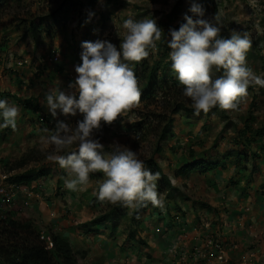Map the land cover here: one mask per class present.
<instances>
[{"label": "rangeland", "instance_id": "1", "mask_svg": "<svg viewBox=\"0 0 264 264\" xmlns=\"http://www.w3.org/2000/svg\"><path fill=\"white\" fill-rule=\"evenodd\" d=\"M198 2L202 3L206 9V18L212 20L213 17H219L223 37L229 38L233 31L249 34L252 47L247 53V64L257 75H264V0H198ZM73 3H76V6L72 5ZM189 3L190 0H96L94 3H91V0L3 1L0 7V49H8L9 53L0 57L2 61H0V67L5 68L16 60L21 61L24 66L31 70L32 77H36L34 73L38 65H52V60L49 57L47 58V55L49 51L58 49L63 53V67L65 66V69H63L65 73L59 72L62 75L61 78L59 76V79L60 83L65 86V90H68V83L75 78L74 66L80 63L79 51L82 42H94L98 39L108 40L119 48V44L123 39L124 29L122 25L124 20L130 17L135 20L154 18L158 27L163 31L162 38L157 42V50L155 52L150 51L149 57L140 63L146 62L149 67H158L156 82L158 85L171 87L173 81H178L175 73L171 70L170 49L167 46L170 39L168 32L169 29L178 30L184 22L182 17L187 12ZM65 6L66 12H64ZM89 12H93L95 15L90 22H86L88 21ZM51 13L57 14L60 23H65L64 30L61 33L54 34L51 29L49 37L41 32L40 46L34 49V43L30 39L24 38L25 30L33 19L45 17ZM60 30L61 27H58L57 31L60 32ZM40 55L44 56L40 57ZM54 64L55 69L62 65V63L60 65ZM41 70L39 68V71ZM216 75L220 74L217 73ZM40 80L44 81L43 78ZM35 83L41 85L43 82L36 80ZM138 87L143 92L146 89L145 82L140 81ZM49 88V85H47L46 89ZM51 90L45 91L49 93L48 91ZM180 101L192 109L191 101L188 98L183 96ZM215 108L216 110L211 109L206 114L202 112L200 119L192 118L189 123L190 126L184 123L186 122L183 118L184 114H176L174 116V122L176 121L174 124L175 136H173L175 138L172 141L162 143L163 152L160 154L155 151L163 124L160 123V119L155 120V117L171 118L172 109V105L169 106L167 101L163 102L160 96L156 100L152 98L140 101L138 106L121 114L111 125L103 126L97 136L101 143L105 145V153L111 151L109 147L111 144L118 142L136 151L145 163L155 161L166 175L171 176L178 191L174 199L168 202L165 195H160L164 200L166 211L174 209L180 211V213L190 214V211L181 209L186 201L197 203V205L198 203L208 204L210 201L220 203L223 196L225 203H232L230 198L235 190L232 180L241 182L239 188H244L245 194L251 193L252 198L257 195L264 198V140L252 145L251 149H246L242 146L244 140L241 136L245 121L250 117V129L256 130L264 127V88L250 86L247 95L241 98L239 107L235 111ZM38 112L43 115L48 114L47 109H38ZM80 118L71 119L77 120ZM146 120L147 125L140 130L142 132L140 137L132 134L131 131L128 132L129 129H132L131 126H138ZM37 121L38 118L36 120L35 116L32 121L26 120L18 124L15 130L12 129L11 140L4 142V145L0 144V173L12 177L48 167L51 171L49 178L52 176L50 183H47L49 188L55 183L58 184L62 177L66 179L67 172L58 167L55 162L46 158L43 161L31 163L23 169L10 171L12 164L29 151V149H26L27 145H31L32 149L46 153V155L51 151L44 139L49 134L44 130L50 129L43 128ZM28 133L27 140L30 143L28 141L24 143L23 137L27 136ZM72 149L75 150V147L73 146ZM188 149L209 156L214 160H223V155L225 157L226 153L233 150L240 151L243 161L240 160L237 165H233L234 159L229 158L226 160L229 162V167L227 173L223 174L226 178L225 182L220 185V189H215V183H212L211 177H207L209 174L201 177L192 175L187 178H174L172 176L176 163L181 162V159L188 155ZM101 174H97V172L90 173L89 182L81 189L83 198L67 201L68 204L59 201V204L65 207L63 211H67V216L71 214L75 216L76 212L80 214L83 211V200L86 204L91 205L85 206L84 211L92 221L111 209L114 204L97 199L99 186L104 180V175ZM52 189L58 193L55 185ZM20 202V197H17L13 205L3 207L0 210L2 211L0 216L10 215L12 219H28L33 223L38 222V226L43 232H50L51 228L47 225L48 221L46 219L41 221V218L37 216L39 213L32 214L33 211L30 208H22ZM154 209L150 208L148 213L141 217V224H132L130 217L133 209L128 208L127 216L119 220V228L113 235V240L119 241V238H121L132 242L133 238L134 241L138 242V248L136 249L140 250L142 247H148L147 243L150 235L146 232H150L152 236L157 238L158 234H155L154 230L160 225L165 226L170 217L167 213H164V210L160 212L158 211L160 208L154 207ZM40 214L43 216L42 212ZM67 218L69 219V217ZM218 224L215 223L214 227ZM133 233L134 235H130ZM202 237H207V234L203 233ZM174 240L171 243L172 251H175ZM124 244L128 243L124 242ZM77 258L78 261L81 260L80 256Z\"/></svg>", "mask_w": 264, "mask_h": 264}, {"label": "clouds", "instance_id": "2", "mask_svg": "<svg viewBox=\"0 0 264 264\" xmlns=\"http://www.w3.org/2000/svg\"><path fill=\"white\" fill-rule=\"evenodd\" d=\"M94 15L89 12L86 22ZM182 19L184 22L178 30L169 29L167 46L171 70L183 87V96L191 101L193 115L206 114L215 107L235 111L250 86L264 88V75H257L247 64V53L252 47L248 33L233 31L229 38L223 37L219 17L206 18V9L198 0H190ZM122 27L119 48L108 40L82 42L80 63L74 66V80L68 83L67 91L56 88L46 94V107L51 116L37 111L36 120L38 118L42 126L48 117L50 119V130H44L49 133L44 139L51 148L46 159L66 170L64 183L68 190L77 191L86 185L90 173H103L98 200L133 210L150 203L151 207L163 210L164 200L157 191L159 173L148 169L136 151L118 142L111 144V151L105 153V145L97 136L103 126L111 125L121 114L138 106L141 90L135 64L148 58L150 51L157 50V42L163 34L154 18L135 20L130 17L124 20ZM48 55L54 65L60 63V51L52 50ZM19 63L22 65L18 66ZM41 65L34 74L43 72L39 71L43 68ZM19 67H24L23 62L17 61L8 69ZM19 115L18 106L0 99V129L15 130ZM76 117L81 118L71 119ZM131 128L128 132L138 135L137 128ZM73 146L75 150L69 151ZM49 176L26 185L44 180L47 186L52 180ZM199 225L205 231L211 227L205 217ZM40 233L49 235V232ZM215 234L207 233V236Z\"/></svg>", "mask_w": 264, "mask_h": 264}, {"label": "crops", "instance_id": "3", "mask_svg": "<svg viewBox=\"0 0 264 264\" xmlns=\"http://www.w3.org/2000/svg\"><path fill=\"white\" fill-rule=\"evenodd\" d=\"M37 47H34V49H37ZM6 53H9L8 49H0V57H3ZM42 56L44 55H40V57ZM62 59L63 56L60 63H58V65L61 63L62 65L56 69L53 64H50L51 67L50 65L39 64L45 68L43 67L41 70L43 72H39L36 77H32L31 70L26 66L16 68V70L8 69L17 60L13 63L11 62L5 68L0 67V99L6 100L9 105L19 107L20 115L17 118V126L26 120L32 121L38 109H47L45 97L48 93L45 90L56 88L65 90V86L60 83L59 79V76L60 78L62 77L59 72L65 73ZM41 78L44 81L40 80ZM36 80L43 83L37 85L38 83H35ZM47 85H49V89H46ZM29 99L33 103L27 109H23L18 103V101ZM191 120L185 119L186 122L184 123L190 126ZM175 122L173 123L172 138L168 141H172L175 138L173 137L175 136ZM12 135L13 131L11 128L0 129V144L4 145V142L10 141ZM28 136L29 133L23 137L24 143L27 141L30 143L27 140ZM26 149H32L31 145H27ZM202 157H205V155H202ZM222 158H224V155ZM228 159L226 157L223 160L218 159L225 164L226 168L207 176L211 177L212 183H215V189H220V185L225 182L226 178L223 174L227 173L229 162L226 160ZM184 160L181 159V161ZM178 164L177 162L175 171L179 168ZM233 165L235 164L233 163ZM199 176L201 177L202 175ZM64 178L62 177L58 184H54L59 194L52 189L54 185H51V187L46 188L43 201L32 203L30 209L33 211L32 214L39 213L37 216L41 218V221H45L44 219L48 221L47 225L50 226L51 233L60 235L70 243L77 257L80 256L81 260H79V263L81 264H218L214 260L189 258L194 249L200 246V239L203 233H219L225 241L228 252L223 264H264V198L260 195L252 198L251 193L245 194L244 188H239L241 182L234 187V193H232L230 198L232 203H225L223 196L220 203L210 201L208 204L198 203L197 205V203L186 201L181 209L190 211V214L180 213V211L174 209L170 211L163 209L164 213L170 216L168 223L165 226L160 225L154 230V233L158 234L157 238L152 236L150 232H146V234L150 235L147 243L148 247H142L139 250L136 249L138 248V242L134 241L133 238L132 242L121 238H119V241L113 240V235L119 226L112 229V226L108 223L96 224L95 220L92 221L85 214L86 211H84L85 206L91 205L86 204L84 200L82 201L83 211L80 214L76 212L75 216L74 214L67 216V211H63L65 207L61 206L62 204H59V201L66 203L67 201L83 198V196L82 187L77 191L68 190L65 187ZM176 194L172 198L166 199L167 202L174 199ZM151 209L155 210L153 206ZM39 210H42L40 212L43 213V216H41ZM163 210L160 209L158 211L161 212ZM52 213L54 217L50 216ZM203 217L207 218L211 223V227L206 230L207 232L201 229L199 225ZM215 223H219L218 226L214 227ZM33 224L38 228L39 232H43L39 228L38 222ZM46 233L48 232L46 231ZM173 240L176 246V253L171 250ZM124 242L128 244H124ZM136 260L138 261L136 262Z\"/></svg>", "mask_w": 264, "mask_h": 264}, {"label": "trees", "instance_id": "4", "mask_svg": "<svg viewBox=\"0 0 264 264\" xmlns=\"http://www.w3.org/2000/svg\"><path fill=\"white\" fill-rule=\"evenodd\" d=\"M3 1L8 2V0H0V7ZM95 1L96 0H91V3H94ZM72 5L76 6V3H73ZM64 10V12H66V6ZM64 26L65 23L59 22V18L56 13H51L45 17H37L28 24L25 30L24 38L30 39L34 43V46L37 47L41 41V32L45 33L46 36L49 37L51 29L54 34H58L64 30ZM58 27H61L60 32L57 31ZM158 70V67H149L146 62H139L138 64H135L134 67V71L138 79V86L140 81H144L146 85V89L141 92L140 101L152 98L156 100L157 97L160 96L163 102L167 101L169 102V106L172 105L171 118L161 116L155 117V120L160 119V123L163 124V128L158 136V145L155 151L157 154H160L163 152L162 143L172 138L174 116L176 114H184V118L186 120H191L192 118L200 119L202 114L195 116L193 115V109L182 104V101L180 100L183 97V87H181L179 82L173 81L171 87L158 85L156 82ZM171 90L173 91L171 92ZM18 103L23 109H27L31 107L33 101L29 99L25 101H18ZM212 110H216V108H213ZM250 120L251 117L245 121L244 129L241 131V136L244 140L242 146L246 149H251L252 145H256L259 141L264 140V127L252 130L249 127ZM49 122L50 119L48 117V119L42 124L43 128H51L48 126ZM146 125L147 120L140 125L135 126L137 131H139L137 135L138 137L142 134L140 130L144 129ZM71 150L73 149H70L69 151ZM202 155L204 154H199L188 149V155L184 157L185 160L182 159L184 161L179 162V168L175 171L173 177L187 178L191 175L212 174L226 168L225 164L221 163L220 160L211 159L209 156L202 157ZM225 157L234 159L235 165L243 159L240 151L234 150L226 153ZM45 158L46 153L39 152L36 149H31L22 155L18 161H15L12 164L10 171L23 169L27 165L43 161ZM145 165L152 172L159 173V180L157 182L158 193L160 195H165L167 200L172 198L178 190L174 186L172 178L166 175L155 161L146 162ZM50 173L51 171L48 167H42V169H37L36 171L17 175L12 178V181H14L17 185H26L38 178L48 176ZM232 183L234 186H237L239 181L232 180ZM150 207L151 204L149 203L146 207L133 210L130 222H132V224H141V217L146 214ZM127 210V207L115 204L107 213L100 216L94 222H96V224L108 223L113 229L118 226L119 220H122L127 216ZM0 213L2 214V211H0ZM39 234V230L34 226L31 220H17L10 218V215H1L0 264H80L77 254L74 252L70 243L66 239L62 238L58 234L49 232L48 234L51 237L52 246L48 249L46 244L43 241H40ZM130 235H134V233Z\"/></svg>", "mask_w": 264, "mask_h": 264}, {"label": "built area", "instance_id": "5", "mask_svg": "<svg viewBox=\"0 0 264 264\" xmlns=\"http://www.w3.org/2000/svg\"><path fill=\"white\" fill-rule=\"evenodd\" d=\"M21 65L22 63L18 64V66ZM46 187L47 186L44 180H39L31 185H17L15 182L10 180L8 175L0 173V210H2L3 207L13 205L17 197H21L20 201L22 208H29L32 203L43 201ZM51 216H53V214ZM203 226L205 228L208 227L206 223H204ZM39 238L47 244L48 248H51V238L49 235L40 233ZM224 242L225 241L222 239L220 234L216 233L215 235L207 236L205 239H201L200 246L194 249V251L189 255V258L207 259L208 261L214 260L218 264H223L226 260V254L228 252V247ZM174 253H176V246Z\"/></svg>", "mask_w": 264, "mask_h": 264}]
</instances>
